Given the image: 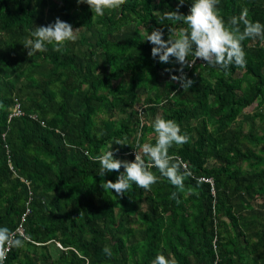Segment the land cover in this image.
<instances>
[{
  "label": "trees",
  "instance_id": "trees-1",
  "mask_svg": "<svg viewBox=\"0 0 264 264\" xmlns=\"http://www.w3.org/2000/svg\"><path fill=\"white\" fill-rule=\"evenodd\" d=\"M178 2L126 0L97 16L77 0H0V226L30 236L4 264H152L158 252L176 264H264V39L243 42L244 67H186L184 91L174 58L159 62L145 41L186 27L158 20ZM218 7L225 21L246 10L264 23V0ZM57 17L76 38L29 57L32 29ZM15 98L24 115L10 118ZM157 114L189 136L170 149L190 173L184 190L155 169L150 191L104 190L118 173L99 176L95 157L112 145L133 161L138 142H155Z\"/></svg>",
  "mask_w": 264,
  "mask_h": 264
},
{
  "label": "clouds",
  "instance_id": "clouds-1",
  "mask_svg": "<svg viewBox=\"0 0 264 264\" xmlns=\"http://www.w3.org/2000/svg\"><path fill=\"white\" fill-rule=\"evenodd\" d=\"M185 0H179L177 8L172 11L157 12L158 20L182 23L186 27L179 31L169 27L168 37L164 39L162 28H153L145 41L152 45V57L159 58L161 63L179 65L175 71L179 75H172L171 80L177 82L187 91L194 83L188 78L184 69L192 68L197 60L208 66L228 70L230 66L244 67L247 63L243 42L248 39H264V23L253 22L247 18L244 10L240 16H232L225 21L218 7L220 0H192L188 14L180 12ZM78 4L86 3L93 15L102 16L105 10H114L126 3V0H77ZM243 25V28H241ZM71 24L59 17L53 23L37 26L31 31V38L23 44L28 50V56L36 52L47 51L46 45L55 44L54 50L60 51L65 42L73 41L75 32ZM189 57H192L190 60ZM166 71H172L166 69ZM155 133V142L137 143L135 159L133 161L118 159L112 145L95 157L99 163V176L104 177L113 171L117 172L115 182L106 180L101 187L115 192L116 196L123 197L132 190L133 184L146 191L157 183L159 177L153 171L157 170L160 176L166 178L178 191L184 190V181L190 174L183 169L180 160L170 154L173 146H182L189 141V136L183 132L175 119H166L157 114L151 125ZM114 144L127 145L117 140ZM141 153L143 155H141ZM145 157L147 159H145ZM123 168V171H120ZM177 199V192L171 194ZM179 202V201H177ZM30 240L28 234L18 235L6 226H0V264H4L10 248H22ZM106 255H111V249H103ZM152 264H176L171 253L165 255L158 252Z\"/></svg>",
  "mask_w": 264,
  "mask_h": 264
},
{
  "label": "built area",
  "instance_id": "built-area-1",
  "mask_svg": "<svg viewBox=\"0 0 264 264\" xmlns=\"http://www.w3.org/2000/svg\"><path fill=\"white\" fill-rule=\"evenodd\" d=\"M196 65L200 66V65H206V64L203 63V61L197 60L196 63L193 65V67L196 66ZM19 115H24V111L22 109V105H21V102L19 101V99L18 98H15V105H14V108H13L12 113L10 114V118L15 117V116H19ZM183 166L186 167L187 166L186 163H183ZM202 180L210 181V182L213 183V180L210 177L209 178L203 177ZM29 211H30V209L28 208L27 211L22 215V220L25 219V217H26V215H27V213ZM17 231L20 234H25L24 228H23V225L22 224H20V226L18 227V230ZM58 245L61 246V244H59V243H58ZM10 249L8 250L7 254L10 252Z\"/></svg>",
  "mask_w": 264,
  "mask_h": 264
},
{
  "label": "water",
  "instance_id": "water-1",
  "mask_svg": "<svg viewBox=\"0 0 264 264\" xmlns=\"http://www.w3.org/2000/svg\"><path fill=\"white\" fill-rule=\"evenodd\" d=\"M236 263H237V264H244V263L240 262V260H239V256H238V255H237V257H236Z\"/></svg>",
  "mask_w": 264,
  "mask_h": 264
},
{
  "label": "rangeland",
  "instance_id": "rangeland-1",
  "mask_svg": "<svg viewBox=\"0 0 264 264\" xmlns=\"http://www.w3.org/2000/svg\"><path fill=\"white\" fill-rule=\"evenodd\" d=\"M248 110H249V111H253V110H255V108H253V107H249ZM61 247H62V246H61Z\"/></svg>",
  "mask_w": 264,
  "mask_h": 264
}]
</instances>
